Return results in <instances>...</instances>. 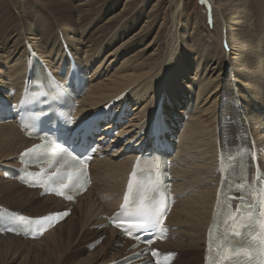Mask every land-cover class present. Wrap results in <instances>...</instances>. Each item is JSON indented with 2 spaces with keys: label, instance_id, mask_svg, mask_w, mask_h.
Instances as JSON below:
<instances>
[{
  "label": "bare ground",
  "instance_id": "obj_1",
  "mask_svg": "<svg viewBox=\"0 0 264 264\" xmlns=\"http://www.w3.org/2000/svg\"><path fill=\"white\" fill-rule=\"evenodd\" d=\"M163 1L0 0V21L7 13H17L7 33H0V62L8 65V71L1 73L5 80L0 78L8 89L0 84V93L11 87L22 89L30 55L58 67L68 66L67 49L83 73L91 68L92 80L87 79L90 89L80 99V112L89 114L102 105L122 103L130 116L112 139L120 145L119 138L127 133L122 136L125 143L111 158L92 165L94 184L78 198L71 215L39 240L0 235V264H110L137 250L116 229L100 228L105 222L100 214L106 208L107 215L116 209L110 206L122 193L126 173L133 159L150 148L151 139L141 135L126 157L116 156L124 154L126 144L141 132L150 134L149 128L155 127L159 133L176 130L186 114L179 134V168L174 175L178 202L168 219L175 227L174 237L159 246L184 253L181 261L194 250L198 254L185 264H204L219 179L215 174L216 150L246 135L252 136L264 153V24L252 20L258 13L264 22V4L259 7V0H200V16L211 20V33L196 19L191 27L187 22H176L174 15L181 5L175 0L170 17L165 13L158 16ZM207 33L217 39L207 38ZM211 43H215L214 49ZM113 126L112 120L104 129ZM31 142L15 121L0 124V163L7 160L0 168V204L32 217L61 211L66 206L60 199L40 197L38 190L27 189L13 179L16 155ZM226 202L232 204L231 212L237 208L238 200ZM1 211L10 217L14 213L0 207ZM219 221L220 213L212 233L218 231ZM250 223L241 215L233 231L241 235ZM101 236L102 242L90 250V243Z\"/></svg>",
  "mask_w": 264,
  "mask_h": 264
},
{
  "label": "rangeland",
  "instance_id": "obj_2",
  "mask_svg": "<svg viewBox=\"0 0 264 264\" xmlns=\"http://www.w3.org/2000/svg\"><path fill=\"white\" fill-rule=\"evenodd\" d=\"M173 1V2H172ZM175 1H177V3H180V5H181V7H180V9H178V11H176V15H174V19L176 20V22H177V20H180V22L181 21H183V22H187V24H188V26H190L191 27V25H192V23H193V21L196 19L197 21H200V22H202V27L204 26V28L206 27V29H203V30H205V31H209V32H211V33H213V31H214V28H213V24H212V22H210L211 20L210 19H208V18H206V19H204L203 18V20H202V17L200 16V9H199V6H200V0H175ZM253 1V0H252ZM257 1V0H256ZM141 2H142V0H141ZM172 2V3H171ZM175 4V2H174V0H164L163 1V3H162V5L159 7V10H158V12H157V14H158V16H160V17H162L163 16V13H165L166 14V16L168 17L169 15L171 16V12L173 11H175V9H174V4ZM258 3H261V5L259 6V7H261L262 6V3L264 4V0H259L258 1ZM170 4V5H169ZM183 4V5H182ZM139 5V4H138ZM169 5V6H168ZM179 5V6H180ZM253 5V4H252ZM184 7V8H183ZM253 7H254V5H253ZM258 7V8H259ZM256 10H257V7L255 6L254 7ZM149 9V8H148ZM148 9H146L145 10V13H147V11H148ZM172 9H174V10H172ZM183 9V10H182ZM180 11V12H179ZM181 12H182V14H181ZM169 13V14H168ZM180 13V14H179ZM17 13L16 12H12V13H7L6 15H5V17H4V19L3 20H1L0 21V33L2 34V35H5L6 33H7V30H8V28H9V26L11 25V24H13L15 21H16V15ZM258 13H254L252 16H253V21L254 20H257V21H260V22H262L263 24H264V22H263V15H261V14H259V15H257ZM255 15H257V16H255ZM169 16V17H170ZM260 16V17H259ZM258 17V18H257ZM201 18V19H200ZM259 18H261V19H259ZM202 20V21H201ZM2 23H4V24H6V27H2ZM206 25V26H205ZM177 29L179 28V26H180V23H178L177 25ZM259 31H260V29H258L257 28V33H259ZM211 33H207L208 35H207V38L209 37V38H213V39H217V37L216 36H212V34ZM210 34V35H209ZM189 41V40H188ZM214 44L215 43H211L210 44V47L212 48V49H214ZM69 53H71V52H69ZM72 54V53H71ZM5 64H6V62H0V74L3 72V71H8V69H7V67H8V65H7V67H5ZM54 65H55V63H53ZM4 65V66H3ZM56 67H58V66H56ZM3 69V70H2ZM91 69V68H90ZM89 69V71H85V73L86 74H90L91 73V70ZM2 70V71H1ZM226 89H229V87L228 88H226ZM234 91V90H233ZM232 91V92H233ZM235 92V91H234ZM154 113H155V111H154ZM130 116H128V118H129ZM7 161V160H6ZM5 161V162H6ZM5 162H3V163H5ZM3 163H0V168H1V165L3 164ZM0 171H1V169H0ZM114 194V192L112 193V194H110V195H113ZM106 195H107V197L108 196H110L108 193H106ZM189 258L185 261V260H183V261H179L177 264H185V263H187V262H189V263H191L192 262V260H193V256H195V255H197L198 253L196 252V251H194V250H190L189 252Z\"/></svg>",
  "mask_w": 264,
  "mask_h": 264
},
{
  "label": "snow or ice",
  "instance_id": "obj_3",
  "mask_svg": "<svg viewBox=\"0 0 264 264\" xmlns=\"http://www.w3.org/2000/svg\"><path fill=\"white\" fill-rule=\"evenodd\" d=\"M67 187V186H66Z\"/></svg>",
  "mask_w": 264,
  "mask_h": 264
}]
</instances>
